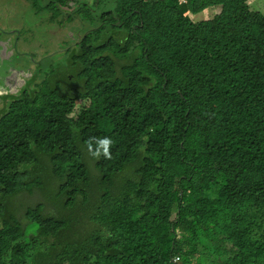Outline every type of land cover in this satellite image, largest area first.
I'll list each match as a JSON object with an SVG mask.
<instances>
[{"label":"trees","instance_id":"obj_1","mask_svg":"<svg viewBox=\"0 0 264 264\" xmlns=\"http://www.w3.org/2000/svg\"><path fill=\"white\" fill-rule=\"evenodd\" d=\"M13 1L80 36L3 96L0 264H264L253 0Z\"/></svg>","mask_w":264,"mask_h":264},{"label":"rangeland","instance_id":"obj_2","mask_svg":"<svg viewBox=\"0 0 264 264\" xmlns=\"http://www.w3.org/2000/svg\"><path fill=\"white\" fill-rule=\"evenodd\" d=\"M73 1L69 0V4H73ZM87 1L90 3L93 0ZM25 7L28 9L26 5ZM25 7L14 5L13 0H0V107L3 96L18 94L30 80L33 75L32 62L45 63L57 58V55H49L58 49L55 41H59V46H65L74 43L80 36L76 21L63 20L59 27L43 24L40 28L35 23L34 13L27 11ZM251 8L264 12V0H253ZM219 11L220 7L216 8L215 12ZM213 13L212 9L210 15ZM196 17L201 19L202 14H197ZM10 100L7 99L6 102L9 103ZM38 197L40 196L23 193L18 198L34 203Z\"/></svg>","mask_w":264,"mask_h":264},{"label":"clouds","instance_id":"obj_3","mask_svg":"<svg viewBox=\"0 0 264 264\" xmlns=\"http://www.w3.org/2000/svg\"><path fill=\"white\" fill-rule=\"evenodd\" d=\"M113 144V141L111 138L105 137L103 139H97L95 141V147L93 146V143L89 141L87 143V151L93 156V157H100L103 155L106 159L111 158V152L110 148Z\"/></svg>","mask_w":264,"mask_h":264},{"label":"flooded vegetation","instance_id":"obj_4","mask_svg":"<svg viewBox=\"0 0 264 264\" xmlns=\"http://www.w3.org/2000/svg\"><path fill=\"white\" fill-rule=\"evenodd\" d=\"M79 2V0H74L72 3L73 4H69L70 2H69V0L67 1V5H65V7H69L70 8V6L71 5H73V7H75L76 6V4ZM93 2V1H92ZM91 3V2H90ZM13 33V32H12ZM15 43H16V41L14 42V46H15Z\"/></svg>","mask_w":264,"mask_h":264}]
</instances>
